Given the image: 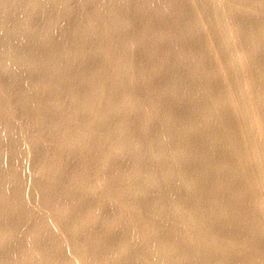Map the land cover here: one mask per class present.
Listing matches in <instances>:
<instances>
[{
  "label": "bare ground",
  "instance_id": "bare-ground-1",
  "mask_svg": "<svg viewBox=\"0 0 264 264\" xmlns=\"http://www.w3.org/2000/svg\"><path fill=\"white\" fill-rule=\"evenodd\" d=\"M218 1L0 0V264H264V0Z\"/></svg>",
  "mask_w": 264,
  "mask_h": 264
},
{
  "label": "rangeland",
  "instance_id": "rangeland-1",
  "mask_svg": "<svg viewBox=\"0 0 264 264\" xmlns=\"http://www.w3.org/2000/svg\"><path fill=\"white\" fill-rule=\"evenodd\" d=\"M218 1V0H217ZM219 2V1H218ZM33 110V109H32ZM39 111V109L38 108H35L34 109V111H33V113L34 112H38ZM12 144V143H11ZM45 175V173H41V174H39V176L40 177H42V176H44ZM82 196H84V195H82ZM84 199V198H83ZM72 200H74V199H72ZM0 207H1V205H0ZM33 208H36V210H38V209H42V207H43V205L41 204V205H34V206H32ZM110 208V206H108V205H106L105 206V209H109ZM32 224V221H30V222H28L27 223V226H30ZM35 226H37V225H34V227ZM24 240H27L28 238L25 236V237H22ZM216 238V237H215ZM6 249V248H5ZM3 245H0V255H1V253H3ZM234 255V254H233ZM42 256L43 255H41V254H35L34 255V257H33V260L37 263V264H39V260L42 258ZM216 256H219V255H213V256H211L210 258H207L206 260H208V259H211V258H213V257H216ZM235 257V256H234ZM215 260V259H214ZM75 261H76V263L77 264H83V260H82V258H81V256H79V255H76V259H75ZM193 263H194V261H193ZM193 263H190V264H193ZM93 264V263H92Z\"/></svg>",
  "mask_w": 264,
  "mask_h": 264
}]
</instances>
